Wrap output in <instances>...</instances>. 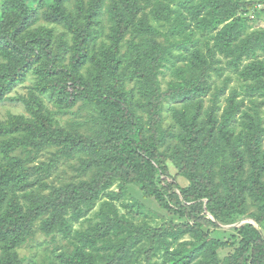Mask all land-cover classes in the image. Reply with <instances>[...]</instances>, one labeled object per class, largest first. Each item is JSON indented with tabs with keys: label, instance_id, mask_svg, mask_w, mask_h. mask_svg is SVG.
<instances>
[{
	"label": "trees",
	"instance_id": "16d2710c",
	"mask_svg": "<svg viewBox=\"0 0 264 264\" xmlns=\"http://www.w3.org/2000/svg\"><path fill=\"white\" fill-rule=\"evenodd\" d=\"M258 4L0 0V103L36 78L20 99L32 117L0 122V264H24L18 249L38 232L67 242L48 264H264L254 225H264V29L245 32ZM41 22L62 26L63 37ZM103 36L101 53L92 52ZM226 68L241 80L228 96L212 82ZM78 103L88 113L85 134L54 117ZM43 155L48 162H38ZM62 165L71 179L49 182ZM116 182L140 185L183 221L137 227L119 214L114 193L85 230H74ZM236 216L253 224L226 241L213 236L215 219Z\"/></svg>",
	"mask_w": 264,
	"mask_h": 264
},
{
	"label": "rangeland",
	"instance_id": "374dc122",
	"mask_svg": "<svg viewBox=\"0 0 264 264\" xmlns=\"http://www.w3.org/2000/svg\"><path fill=\"white\" fill-rule=\"evenodd\" d=\"M248 1H258L261 4L256 6L257 12L254 14V18L249 17V19L245 22V32H252L259 29H264V0H248ZM73 7L70 6V9ZM261 12L260 17L258 18V14ZM258 18V19H257ZM48 29H52L55 39L59 40L63 37V33L65 29L62 26L51 25L48 23H44ZM107 21L104 20V25H106ZM154 25L165 29L163 24H159L154 22ZM164 27V28H163ZM107 42L106 36H103L93 44H91L92 52H96L100 54L101 52V42ZM264 57V55L262 56ZM222 58V57H221ZM226 64V60L223 59V64ZM237 72L227 69L223 73L222 76H218V73L213 74V87H215V93L223 88L225 96H228L231 91L235 88L241 87V80L237 77ZM172 79V71L167 70L166 74L161 76V84L162 88H167V83ZM36 78L33 74H29L27 80L22 84H18L12 92L8 95V100L0 103V122H7V120L11 116H23L24 118H31V113L27 110L26 105L20 99L22 97L28 98V93L31 91ZM132 84L128 86V89L132 88ZM31 88V89H30ZM44 101L45 108L52 112L53 114L57 111L53 101L48 98V96H41ZM224 98V97H222ZM209 99V98H208ZM261 101H264V98H261ZM165 127H168L172 123V117L169 116V112H165ZM261 116L264 118V106L261 110ZM55 119L59 122L58 125L63 128H71L82 134L87 133V124L86 120L88 118V113L83 103H78L74 108H72L66 115H54ZM19 151V150H18ZM15 152V154H19ZM13 154V156L15 155ZM45 161L48 162L46 155H43L38 159V162ZM5 162V154L2 152L0 146V166ZM62 167L59 173H53L51 177H49V182H55L56 184H61L62 182H68L71 179L72 171L69 170L66 165L60 166ZM69 171V172H68ZM170 172L172 178L177 175V170L170 166ZM177 183L181 188L187 187L189 184L185 178L180 177L177 179ZM114 193L119 194L116 196V201L114 202L116 208L119 209V214L125 216L129 219L135 226L137 227H160L163 224L170 223L171 221L182 222L183 220L170 216L165 210H163L154 197L145 196L141 192L140 185L138 184H122L121 182H116L115 185L107 191L101 198V200L97 203L94 210L89 214L87 219H83L73 225L74 230H85L89 226L88 219L93 217L96 213L101 210H104V206H106L113 197ZM204 206L206 202L203 201ZM219 225V229L212 231V234L215 238H219L220 240H229L233 236L238 235V229L244 224H253L250 220L242 216H236L234 218H228L224 221H220L215 219ZM39 225V224H38ZM257 228L264 235V225L261 227L257 224ZM188 240V238L179 240V243ZM62 246L63 249H66L67 242L62 240V238H56L55 240L44 236L42 233L38 232L35 239L28 242L24 246L18 249L20 258L24 260V264H48L49 260L54 257L52 254L53 250L56 248L59 249ZM0 250V254H1ZM140 257H143L141 254ZM224 256V255H223ZM225 257V256H224Z\"/></svg>",
	"mask_w": 264,
	"mask_h": 264
},
{
	"label": "built area",
	"instance_id": "2783aa9c",
	"mask_svg": "<svg viewBox=\"0 0 264 264\" xmlns=\"http://www.w3.org/2000/svg\"><path fill=\"white\" fill-rule=\"evenodd\" d=\"M251 18H254V15Z\"/></svg>",
	"mask_w": 264,
	"mask_h": 264
}]
</instances>
